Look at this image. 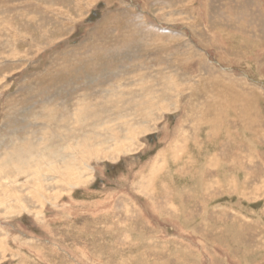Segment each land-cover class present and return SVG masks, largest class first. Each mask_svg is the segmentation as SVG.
I'll use <instances>...</instances> for the list:
<instances>
[{
	"label": "rangeland",
	"instance_id": "374dc122",
	"mask_svg": "<svg viewBox=\"0 0 264 264\" xmlns=\"http://www.w3.org/2000/svg\"><path fill=\"white\" fill-rule=\"evenodd\" d=\"M100 56L120 69L168 61L182 96L163 113L143 96L155 122L125 152L89 160L83 186L18 175L0 204V264H264V0H0L4 144L12 130L39 134L29 111L48 94L83 108L84 73L118 66L97 68ZM73 61L75 90L38 87ZM201 109L217 120L201 123ZM36 182L41 200L27 194Z\"/></svg>",
	"mask_w": 264,
	"mask_h": 264
},
{
	"label": "bare ground",
	"instance_id": "6f19581e",
	"mask_svg": "<svg viewBox=\"0 0 264 264\" xmlns=\"http://www.w3.org/2000/svg\"><path fill=\"white\" fill-rule=\"evenodd\" d=\"M81 7L83 8V6ZM61 14L63 15L64 12ZM192 26H194V24ZM11 37L16 38L15 34H12ZM90 41L86 42V44L90 43ZM139 50H141V48ZM68 55H70V53L66 54L67 57ZM103 57L100 56V58L96 60V63L97 61L99 63V60L102 61L100 63H107V64L113 61L118 66L116 69H113L114 71H112L108 67H105V68L103 67L102 69H100L99 66H102V65L99 63V64H95L97 65V68L100 69L97 76L92 75V73L90 75H87L88 74L87 72L84 73L86 74V78L83 81L84 83L82 82L81 83L84 86H88V87H86L87 89L85 88L86 90L83 89L84 91L81 93V95L79 94L80 96L77 97L78 99L80 98L79 100H82L83 108H80V109L74 108V112L71 113L69 112L64 102L61 103L59 100L56 101V98L52 99L51 98L52 96L49 97V95H52V94H48L44 97L45 99L42 101L44 102L42 104V107L34 109V112L29 111L32 118L29 121L30 123L28 124L34 125V127H38V131H39L38 135L36 134V131L34 130V131H27L26 133H24L23 136L20 137L19 135L15 134V130H12L11 133L13 134V137L12 138L10 137L9 141L6 144H4L5 142L3 139H0V146L2 147V150L0 151V204H7V203L11 204L12 199L16 197L15 195L16 190L14 191V189H12V184L15 183L18 175L20 178L21 175L28 176V174H34V176H36L35 179L37 180H39V177L40 178L47 177V176L51 178L57 177L58 179L54 181L56 183H59L61 181V182H65L67 186L68 185L72 187L73 186H83L86 181L81 180L80 170L83 168L84 169L92 168L88 164L89 160L98 158L99 156H101V154H103L104 157L106 158L110 157L108 156L109 154L112 156H114L115 154L117 155L121 154L125 152L126 150L125 146L127 143H132V141L137 140V137L140 136V134L144 133L145 131H148L147 126L145 125V122L148 119L149 120L152 119L151 121L155 120L154 118H151L152 117L151 113H153L154 111L149 113L151 115L144 116V114H146L145 110L147 111V105L145 106V104H147V101H145L142 98L143 96H145L146 98L149 91L152 92V94L150 95L149 101L150 102L154 101L155 103L156 102L161 103L162 108H159V109L160 110L162 109L161 110L162 113L163 111H167V108L170 105H175L176 101L178 102L179 98L182 96V90L181 88H179V84L176 81V75L172 73L171 64L170 62L168 63V61H165L167 63L166 66H158V67L155 66V67L144 68V66H142L141 65L142 63H141L140 65L138 64L139 66L129 65L123 69H120V67H122V62L120 60L118 61V59L116 60L112 56L114 58V59L112 58L113 60L106 59L104 61ZM122 58L124 59L123 56ZM157 59L159 61L161 60L159 58ZM82 61H85V60H82ZM172 61L173 60H171V62ZM72 64L74 67L76 66L77 63L76 62L74 63L73 61ZM74 71H75V67L73 68L72 74L68 73L67 70L65 71L64 67H62L58 71L57 75H54L55 73L49 74V77H50L48 78L49 80L47 79L46 82H43V81L39 82L38 87L42 89L43 87L49 88L50 85L57 86V88L63 86L65 87V89L64 88L58 89L57 91H55V95H59V93L61 92L67 93L68 89L70 91L74 89L75 87ZM47 73L48 72H46V74ZM42 77L46 79V77L44 76ZM54 77H55L54 79L55 81H59L61 83L60 85L55 84L54 82L50 81ZM65 77H68L69 79H72V80L70 81L68 79L64 80ZM94 82H97V85H94ZM24 86H25L24 84L23 85L20 84L19 92L23 91ZM68 86L69 88H66ZM133 87L137 88V92L132 91ZM172 88L176 89V92L178 91L177 94L173 93L174 97L169 94ZM154 91L157 93L156 94L157 96L154 95L155 94ZM216 92H217V95L223 96L225 98L230 97V94L224 93V91H221L219 89H216ZM206 93H209V92H206ZM172 97L174 98V100L172 99ZM231 98H236V97L232 95ZM19 105L20 103H16V107ZM152 110H155V109H152ZM161 112H160V115H161ZM199 112H200V115L202 116L200 117L201 123L202 122L209 123V122H212V120H217L216 117L214 119V117L206 116L205 115L206 111L204 112L202 109ZM140 113H141V116H143V118L140 116ZM9 114L10 113L6 111L4 118L5 119L8 118ZM5 119H3L4 122H5ZM25 119L23 118V120ZM3 125L4 123L1 124V127ZM12 134H9V136H11ZM22 137H24L23 141L21 139ZM183 137H184V133H183ZM173 144L177 146V142ZM176 146L173 148V151L176 150ZM56 163H62V164L58 166ZM43 168L44 169L46 168L45 172L42 171ZM9 170L12 171V174L14 171L16 175L13 177L12 175H8L7 172ZM29 182L27 183L29 184ZM38 183L36 182L34 184L36 186H32V187L30 186L31 190H28L27 194H29L32 198L36 197L37 200L38 199L41 200V196L45 195V192L43 193L44 190L41 185H38ZM18 198H20L19 195L17 199ZM3 214H6V213L3 212Z\"/></svg>",
	"mask_w": 264,
	"mask_h": 264
}]
</instances>
